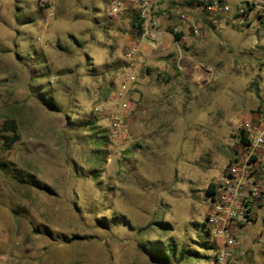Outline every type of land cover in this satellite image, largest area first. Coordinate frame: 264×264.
<instances>
[{"label":"rangeland","instance_id":"obj_1","mask_svg":"<svg viewBox=\"0 0 264 264\" xmlns=\"http://www.w3.org/2000/svg\"><path fill=\"white\" fill-rule=\"evenodd\" d=\"M0 7V258L156 264L149 244L175 240L203 255L183 264H215L217 250L202 248L217 242L201 226L207 188L264 104V33L213 26L196 13L200 37L177 44L168 28L186 38L190 31L172 16L153 47L130 15L109 17V0H58L53 16L38 0ZM126 82L132 130L117 140L111 112ZM143 94L147 117H162L149 120L155 132L145 139L133 135ZM260 230L257 222L240 236L236 264H264L263 249L253 250Z\"/></svg>","mask_w":264,"mask_h":264},{"label":"built area","instance_id":"obj_2","mask_svg":"<svg viewBox=\"0 0 264 264\" xmlns=\"http://www.w3.org/2000/svg\"><path fill=\"white\" fill-rule=\"evenodd\" d=\"M57 1L38 0V4L53 16ZM196 13L213 26L224 23L236 30L264 33V0H109L108 10L111 18L137 17L142 23V38L153 47L157 37L167 35L158 29L172 16L179 18L183 30L190 31L189 38L183 36L176 43H194L202 28L192 17ZM177 33L182 34V31ZM137 55V48H132L126 57L133 60ZM262 69L264 72V67ZM130 85L129 82L121 85L115 97L118 108L111 112V133L117 140L131 134L128 121L132 104ZM255 114L256 117L242 124L240 150L212 181L206 226L217 240L215 264H236V252L240 247L238 232L264 222V104ZM259 238L264 245V227ZM0 264L6 262L0 258Z\"/></svg>","mask_w":264,"mask_h":264},{"label":"trees","instance_id":"obj_3","mask_svg":"<svg viewBox=\"0 0 264 264\" xmlns=\"http://www.w3.org/2000/svg\"><path fill=\"white\" fill-rule=\"evenodd\" d=\"M206 19V18H205ZM207 20V19H206ZM132 25L133 27L141 34L142 33V23L139 22L137 17L132 18ZM168 31H170V33L174 34V37L176 40H180L182 37L181 33H175L173 31V29L168 28ZM51 107L56 109V104L55 102L51 103ZM91 124H93L91 122ZM9 130L14 131L16 127L12 124L10 127H7ZM3 139L8 143L9 141H15L10 139L7 136H2ZM9 147V146H8ZM45 190L50 191L49 188H43ZM213 190V183L210 182L207 188V194L208 196L212 193ZM158 229L162 232V233H167L168 232V228L166 227L167 224H165V222L162 223H158L157 224ZM201 226L204 228L203 232L207 233V234H211L210 230H208L207 226H206V219L203 222V224H201ZM202 237V235H201ZM199 241V240H198ZM202 248L206 251H216L217 250V242L213 241V242H209V241H205L204 244H202ZM146 251L148 253V255L151 257V260L156 263V264H183L182 262L184 260H197V259H201L202 256L199 252H192L191 249H187L184 245L181 246V249L179 248L178 243L175 242V240H170L168 242H163V241H154L152 243L149 244V248H146ZM206 262H211L212 257L211 256H205L204 257ZM214 259V257H213ZM188 262V261H187ZM185 264V263H184Z\"/></svg>","mask_w":264,"mask_h":264},{"label":"crops","instance_id":"obj_4","mask_svg":"<svg viewBox=\"0 0 264 264\" xmlns=\"http://www.w3.org/2000/svg\"><path fill=\"white\" fill-rule=\"evenodd\" d=\"M143 96V100L142 102L144 103L145 107L143 108V118L142 120H138V123L137 125L134 123L133 124V133L135 131V133L133 134L136 138H139V137H143L144 139L147 138L149 135H151V133L155 132V130H151L149 127H147V124L149 122V120H153L154 123H157V122H160L161 121V115H160V112H157L156 113V116H153V113L151 115L150 118L147 117L146 115V112L147 110H150V109H147V103H146V98H145V94L142 95ZM160 101V100H159ZM163 116H164V113H163ZM155 117V118H153ZM254 117H256V114L254 113L253 115H251L249 118L247 117L246 121H250L251 119H253ZM133 121H135L136 119L133 117L132 119ZM243 122V123H244ZM132 124V123H131ZM131 130H132V127H131ZM210 209V208H209ZM209 212V210H208ZM261 223V229L264 227V222H260ZM245 230L246 228H243L241 229L239 232H238V238H239V241H240V236L243 235L245 233ZM259 243L261 245V247H257V248H254L253 250L257 251V250H261V248L263 249L260 253H258L257 255L261 254V255H264V245L263 243L261 242L260 238H259ZM257 263L258 264H263L262 262H260L258 259H257Z\"/></svg>","mask_w":264,"mask_h":264}]
</instances>
